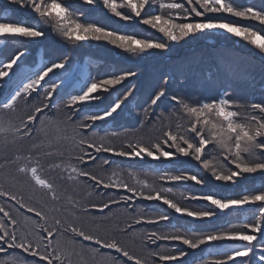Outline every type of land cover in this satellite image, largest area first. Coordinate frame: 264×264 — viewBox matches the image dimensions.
I'll return each mask as SVG.
<instances>
[{
    "label": "snow or ice",
    "instance_id": "6c2138e0",
    "mask_svg": "<svg viewBox=\"0 0 264 264\" xmlns=\"http://www.w3.org/2000/svg\"><path fill=\"white\" fill-rule=\"evenodd\" d=\"M7 5L29 10L32 19L0 15V144L47 137L45 120L54 122L48 113L61 111L63 102L67 114L55 121L62 134L55 144L40 140L27 155H16L15 162L24 161L16 170L29 178L33 191L59 202L42 164L43 157H55L50 169L101 199L68 197L72 219L64 220L50 216L46 204L37 207L0 184V264H73L74 255L86 264L85 249L100 255L103 264H264V182L244 183L249 176L264 177V98L247 103L236 98L245 69L231 53H217L209 66L195 51L172 59L177 46L221 36L242 40L264 59V0H7ZM48 35L63 42L62 58L27 62L26 43ZM93 43L110 46L131 64L159 55L169 67L147 95H138L135 86H126L136 70L106 67L101 73L92 57L73 62L75 52ZM34 96L19 126L4 119ZM133 110L141 127L156 117L158 135L129 136L119 145L98 135V124L109 125ZM89 164L105 171H90ZM145 201L156 203L155 209L146 212ZM121 205L128 222L112 231L139 239L149 248L146 257L115 235L102 236L79 223L81 214L94 210L103 221L112 220L111 209ZM65 235L68 244L61 239ZM202 246L201 257L187 259L189 250Z\"/></svg>",
    "mask_w": 264,
    "mask_h": 264
},
{
    "label": "trees",
    "instance_id": "16d2710c",
    "mask_svg": "<svg viewBox=\"0 0 264 264\" xmlns=\"http://www.w3.org/2000/svg\"><path fill=\"white\" fill-rule=\"evenodd\" d=\"M250 2V0H249ZM8 12L12 19H32V16L27 9H18L16 6L7 5V0H0V15ZM25 47L29 51L27 56V62L31 63L33 61L39 62L38 53L40 50L43 53V58L56 60L62 58L65 54V46L62 41L55 35H48L43 39H38L36 41L26 43ZM190 51H195L200 57L203 58L205 66H209L215 62L216 54L219 52H228L237 57L241 63L243 69H245V74L239 80L236 87V98L242 103H247L251 101L258 102L260 99L264 98V59L261 58L257 50L252 46L247 45L242 40L237 38H226V37H202L196 40L189 41L187 44L177 46L173 50L172 59L175 60L177 57H182L188 54ZM87 57H92L97 62L99 66V71L102 73L106 67H117V68H132L138 72V75L126 82V86H135L138 95H147L152 87V83L155 77L163 71H166L169 67V63L165 57L159 55L148 58L138 64H131L123 61L118 53L111 49L110 46L104 44H91L87 45L72 56L73 62L78 61L83 62ZM29 100L28 106L26 107L23 101L18 105L15 112L4 113L5 120H11L15 126H19L21 120L25 118V113L31 110V104L34 102ZM243 109L242 111H246ZM136 111L133 110L131 114H126L122 118H118L115 122H110L109 125L98 124V135L106 137L113 144L119 145L129 136H143L145 139L158 135V132L153 127L156 117H153L144 126H139V121L135 118ZM161 109H157V114ZM67 113L63 111V102H61V111L56 109L51 110L48 115L54 118V122L49 124L45 120V125L47 126L48 135L44 136L41 134H34L32 137L16 140L14 143H9L7 146L0 144V164L4 163L5 160L9 161L4 168H0V184L9 191L16 193L17 195H22L27 202L33 203L37 207L41 206V203L47 205V210L50 216H58L64 220H71L72 217L68 215L71 211V205L68 203V197L79 198L81 200L87 198L89 201H99L101 199L98 195L88 196L87 193L90 191L86 185H77L67 179L62 178L61 173L58 169H50L49 164L55 163L56 158H42V164L44 169V176L50 179L57 186V194L61 197L59 202L51 201L45 193L40 190L33 191L32 183L29 178L23 174L17 172L18 163H24V161L15 162L16 155H27L31 145L38 143L40 140H52L55 144V137L59 134L55 121L63 120ZM80 117L77 116L78 120ZM39 126V121H37ZM116 132L118 135L112 136L111 133ZM9 140L12 137L9 136ZM211 151V149H210ZM35 155V153H33ZM107 156L108 154H104ZM68 152L65 151V158H67ZM183 158H181L182 160ZM194 163V162H193ZM99 164V161H97ZM153 166L158 167L159 165L154 164ZM176 166H180V162H176ZM185 167H190L191 165L184 164ZM90 171L97 174L103 173L105 170L98 168L94 165L89 164ZM151 179V177H149ZM264 182V177L259 175L249 176L247 180L244 181L245 184L258 185ZM211 186V185H209ZM198 191H206L207 189H196ZM31 198V199H29ZM106 199V197H105ZM4 198L0 197V202H3ZM146 212H150L155 209L156 203L154 202H143ZM123 205L120 207H113L111 209L114 213L112 220L103 221L101 219L100 213L95 210L90 216H84L81 214V219L79 223L85 227L87 231L96 232L100 235H115L118 239L123 241L125 245L141 257H146L149 248L143 247L139 239H133L131 235L122 234L119 232H113V227L118 223L120 227L128 222L127 214H125L122 209ZM60 208V212H56L53 209ZM31 215V214H29ZM103 215H107L104 213ZM94 217V219H93ZM175 222V218L173 220ZM235 222V221H234ZM141 229H151V225H141ZM65 244H68L69 236L65 235L61 238ZM175 243V242H173ZM93 247H96L93 245ZM182 247V246H181ZM79 250V249H77ZM202 250H189V257L187 259L191 260L194 257H201ZM107 251V250H102ZM115 255V253H113ZM26 255V254H25ZM84 260L86 264H103L102 257L100 255H93L85 249L83 252ZM31 260V257H27ZM80 257L73 256V264H79Z\"/></svg>",
    "mask_w": 264,
    "mask_h": 264
}]
</instances>
